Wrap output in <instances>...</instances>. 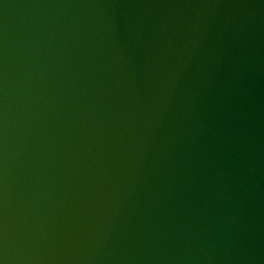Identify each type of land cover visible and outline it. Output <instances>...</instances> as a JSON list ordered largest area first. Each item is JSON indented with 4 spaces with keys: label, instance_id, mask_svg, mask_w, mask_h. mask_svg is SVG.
<instances>
[{
    "label": "water",
    "instance_id": "obj_1",
    "mask_svg": "<svg viewBox=\"0 0 264 264\" xmlns=\"http://www.w3.org/2000/svg\"><path fill=\"white\" fill-rule=\"evenodd\" d=\"M0 264H264V0H0Z\"/></svg>",
    "mask_w": 264,
    "mask_h": 264
}]
</instances>
